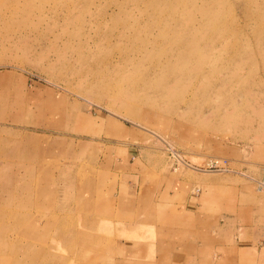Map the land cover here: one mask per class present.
<instances>
[{
  "label": "rangeland",
  "instance_id": "374dc122",
  "mask_svg": "<svg viewBox=\"0 0 264 264\" xmlns=\"http://www.w3.org/2000/svg\"><path fill=\"white\" fill-rule=\"evenodd\" d=\"M0 264H264V0H0Z\"/></svg>",
  "mask_w": 264,
  "mask_h": 264
},
{
  "label": "bare ground",
  "instance_id": "6f19581e",
  "mask_svg": "<svg viewBox=\"0 0 264 264\" xmlns=\"http://www.w3.org/2000/svg\"><path fill=\"white\" fill-rule=\"evenodd\" d=\"M32 143V142H31ZM92 236V235H91ZM88 238H91V237H88ZM139 241V240H138Z\"/></svg>",
  "mask_w": 264,
  "mask_h": 264
}]
</instances>
